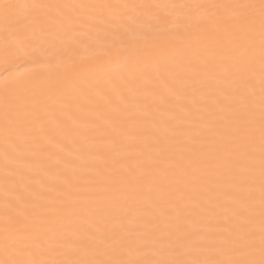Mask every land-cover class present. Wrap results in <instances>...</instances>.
<instances>
[{
    "label": "bare ground",
    "instance_id": "1",
    "mask_svg": "<svg viewBox=\"0 0 264 264\" xmlns=\"http://www.w3.org/2000/svg\"><path fill=\"white\" fill-rule=\"evenodd\" d=\"M5 2L259 0H0ZM72 14L79 22L41 38L35 57L0 60V241L7 203L13 215L35 226L33 238L55 249L56 259H158V249L173 251L169 233H175L172 240L190 233L211 245L202 259L246 258L231 249L244 223L237 211L246 216L253 209L250 227L259 237L258 11L249 13L257 17L251 65L231 9L129 10L115 18L99 9ZM250 75L255 96L245 107L237 90ZM226 93L235 96L231 108L224 106ZM17 95L34 96L41 110L38 119L17 121L10 140L22 146L15 154L22 163L6 172L3 106ZM248 121L252 160L242 147L248 140L237 132ZM185 244L190 258L194 253Z\"/></svg>",
    "mask_w": 264,
    "mask_h": 264
},
{
    "label": "snow or ice",
    "instance_id": "2",
    "mask_svg": "<svg viewBox=\"0 0 264 264\" xmlns=\"http://www.w3.org/2000/svg\"><path fill=\"white\" fill-rule=\"evenodd\" d=\"M211 8V9H231L234 15L230 20L235 21L240 26V31L236 35L244 41L243 47L246 52L248 64L255 62V25L257 17L254 14L258 11L259 19V96H260V121H259V159H260V198H259V237L255 230L250 227L253 223L251 211L249 208L244 212L237 211L235 214L244 216V223L240 224L238 231V245L231 249L235 254L243 255V259H216L213 257L201 258V253L206 249H210L211 245H203L198 241L192 240V234L184 233L183 236H177L175 240L171 237L175 233H169V242L173 245V251L170 253L168 248L157 250L160 258H132L130 255L127 259H122L118 255H112L109 259H86L78 255L75 258L56 259L52 253L55 249H46L42 242H38L33 238L35 226L26 220H21L18 215H13L9 209V205L5 204L3 240L0 241V252L3 258L0 264H264V0L259 3L240 2L233 4H210V5H187V4H150V3H0V23L3 27L0 29V60L8 61L21 54L29 57H35L37 45L41 38L47 36L53 31H63L79 22L80 17L72 13H79L80 10H108L115 18L116 13H123L129 10H146L168 9V8ZM51 9L56 12H43L41 10ZM13 14L16 18L13 19ZM123 19V16L120 17ZM89 19L99 20V17H89ZM129 20L135 24L138 23V17L131 16ZM229 70L226 67V71ZM255 82L253 76L242 79L241 89L237 90L239 103L245 107H251L253 97L255 96ZM170 92L174 93L175 89L170 88ZM126 99V98H125ZM235 96L232 93L224 95V106L231 108ZM41 102L34 96L32 98L24 95H17L14 102H10L7 98L4 100L3 106V127L5 134L6 148L4 152V167L6 172L10 165L22 163L16 153L23 152V148L19 143L11 141L10 137L14 131V127L18 120L25 116H32L38 119V112L41 110ZM47 108V106H45ZM252 122L248 121L243 130L237 129L248 142L242 145L245 155L248 159L255 158L254 140H252L247 131L248 125ZM11 148V151L9 149ZM253 198V194L249 193V199ZM181 231H183L181 229ZM190 242L192 252L190 258L183 251ZM232 243V242H230ZM258 250L259 258H256ZM137 253L142 250L137 249ZM98 255H107V252L100 248L96 249ZM64 255V253H61Z\"/></svg>",
    "mask_w": 264,
    "mask_h": 264
}]
</instances>
